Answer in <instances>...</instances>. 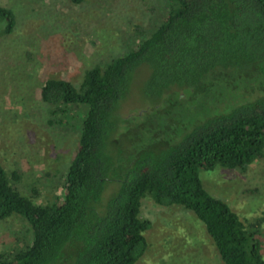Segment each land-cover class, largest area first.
I'll return each mask as SVG.
<instances>
[{
    "label": "trees",
    "instance_id": "1",
    "mask_svg": "<svg viewBox=\"0 0 264 264\" xmlns=\"http://www.w3.org/2000/svg\"><path fill=\"white\" fill-rule=\"evenodd\" d=\"M160 13L150 28L133 24L128 49L85 68L77 87L61 76L38 85L49 114L86 109L60 198L37 202L35 185L21 192L22 174L0 163V219L20 214L31 232L0 250V264H135L150 225L144 196L192 211L223 264H264L255 230L198 176L264 157V0H165ZM0 18L9 33L11 11L0 6ZM138 68L154 103L122 115Z\"/></svg>",
    "mask_w": 264,
    "mask_h": 264
},
{
    "label": "rangeland",
    "instance_id": "2",
    "mask_svg": "<svg viewBox=\"0 0 264 264\" xmlns=\"http://www.w3.org/2000/svg\"><path fill=\"white\" fill-rule=\"evenodd\" d=\"M13 15L12 29L3 32L0 18V163L23 176L18 188L34 200L60 198L62 176L73 155L83 104H61L64 112L48 113L38 98L47 77H62L78 86L85 68L102 64L131 44L133 24H157L165 0H0ZM147 73L136 69L122 115L149 107ZM54 118L60 121H51ZM205 190L236 212L255 230L264 258V157L244 172L214 166L199 169ZM0 219V250L31 237L20 214ZM139 216L150 221L143 231L146 249L135 264H223L192 211L177 204L159 205L141 198Z\"/></svg>",
    "mask_w": 264,
    "mask_h": 264
}]
</instances>
